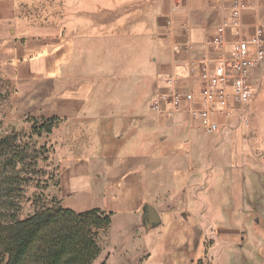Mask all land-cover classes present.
Returning a JSON list of instances; mask_svg holds the SVG:
<instances>
[{"label": "crops", "instance_id": "0c3cea01", "mask_svg": "<svg viewBox=\"0 0 264 264\" xmlns=\"http://www.w3.org/2000/svg\"><path fill=\"white\" fill-rule=\"evenodd\" d=\"M245 2L241 34L256 27L264 34V0ZM231 7V0H0V75L31 116L61 119L52 132L59 203L111 213L95 264H197L205 237L216 238L213 255L224 264L222 245L242 232L207 209L216 205L213 185L232 181L217 172L227 154L242 171L231 186L242 194L237 207L249 215L261 208L244 184L254 170L264 183V64L250 74L248 103L230 99L229 112L211 113L216 131L188 113L150 110L154 94L173 88L167 77L179 76L184 91L192 62L213 65L231 54L233 29L222 47L212 43ZM156 29L166 40L158 58ZM140 77L155 84L152 93Z\"/></svg>", "mask_w": 264, "mask_h": 264}, {"label": "trees", "instance_id": "16d2710c", "mask_svg": "<svg viewBox=\"0 0 264 264\" xmlns=\"http://www.w3.org/2000/svg\"><path fill=\"white\" fill-rule=\"evenodd\" d=\"M29 120L28 137H41L42 133L49 136L60 119ZM13 133L11 138L0 135V264H95L100 231L110 225L111 213L100 208L76 212L55 198L43 203L40 195L35 210L20 218L24 186L36 173L33 167L41 152L49 150L45 145L37 148L35 143L17 142L19 136Z\"/></svg>", "mask_w": 264, "mask_h": 264}, {"label": "rangeland", "instance_id": "374dc122", "mask_svg": "<svg viewBox=\"0 0 264 264\" xmlns=\"http://www.w3.org/2000/svg\"><path fill=\"white\" fill-rule=\"evenodd\" d=\"M143 4V3H142ZM141 2L139 1V7L141 9ZM146 5V3H144ZM157 5V1H156ZM139 9L138 17H141V12ZM156 58L162 52V49L165 47L162 45V42L166 41L165 36L162 31L156 29ZM146 46L141 47V53H146ZM166 48V47H165ZM150 49V46L148 50ZM150 53V51H148ZM84 61L80 62L79 69L83 68ZM86 64V63H85ZM128 62L123 63V68L125 69L128 66ZM142 64V63H139ZM1 66V63H0ZM95 69L99 68V64H95ZM141 70V69H139ZM146 76V75H144ZM157 76L155 82H157ZM140 87L145 90V87L148 85L149 90L146 93L150 94L155 89V84L152 86V81L149 79L140 77ZM264 79L262 80V84ZM258 85V83H257ZM45 86L48 89L51 88V81L48 80L45 83ZM259 87V86H258ZM18 97L14 93V85L9 78H5L0 75V135L9 136L10 138L16 132L19 136L17 142L23 144L29 143L30 145L36 144V147L45 145V149L49 151L41 152L39 156L37 167L35 169V174H33L30 182L25 184L22 206L19 211V217L23 218L26 215L30 214L38 206L35 201L36 197H42V202L49 204L55 198L58 202V190L57 182H59V168L56 158L54 156V145L52 144V133L49 136H46L45 133H42L41 137H28L30 134V124L31 121L30 115L27 109H25L24 104L17 103L15 100ZM35 117V116H34ZM61 119L59 120L58 125L60 124ZM57 125V126H58ZM55 126L52 130L57 128ZM52 147V148H51ZM43 157H48L47 160H42ZM29 162L27 158L25 160ZM221 163L217 169V172L223 173L220 176L232 181L225 182L223 184H214V196L213 201L216 202L215 206H209L207 213L214 214L213 218H221L224 220V224L228 225L230 228L238 229L241 233V237L236 242H233L232 239L227 238L223 246V252L227 255L228 259L225 260L224 264H264V183L260 182L259 179H256L255 170L250 173L251 180L244 184L245 196L252 198L254 196H260L262 205L257 212V215H249L248 212L240 211L237 207V203L240 201L238 198L242 197L240 190L232 189L233 186L238 187L240 185L241 175V166L236 162V158L230 154L221 158ZM233 163V164H232ZM247 173V172H245ZM262 177V176H261ZM209 177L207 178V180ZM211 183V180L209 179ZM177 185V184H176ZM208 195L212 196V195ZM209 200V199H208ZM243 210V209H242ZM214 244H216V238H204L203 247L204 255L203 259L198 260L200 264H216L217 260L213 255V248L215 250ZM197 263V264H198Z\"/></svg>", "mask_w": 264, "mask_h": 264}, {"label": "built area", "instance_id": "2783aa9c", "mask_svg": "<svg viewBox=\"0 0 264 264\" xmlns=\"http://www.w3.org/2000/svg\"><path fill=\"white\" fill-rule=\"evenodd\" d=\"M232 7L227 19L214 29L212 43L222 47L225 33L234 30L231 54L220 55L211 65L203 61L195 67L192 62L189 68V82L181 90V78L170 76L165 79L173 88L168 92H159L150 99V110L156 115L173 116L188 113L191 117L201 119L208 131H216L218 125L211 120L214 111L229 112L233 107L230 99L248 103L253 96V87L249 81L250 74L264 64V34L256 27L251 36L241 34V16L246 9L245 0H231ZM194 76L199 79L200 87L196 89Z\"/></svg>", "mask_w": 264, "mask_h": 264}, {"label": "water", "instance_id": "95a60500", "mask_svg": "<svg viewBox=\"0 0 264 264\" xmlns=\"http://www.w3.org/2000/svg\"><path fill=\"white\" fill-rule=\"evenodd\" d=\"M152 216L154 217V214L152 213Z\"/></svg>", "mask_w": 264, "mask_h": 264}]
</instances>
